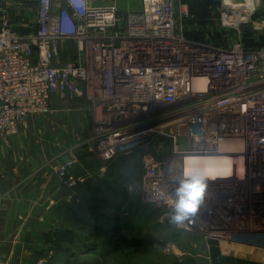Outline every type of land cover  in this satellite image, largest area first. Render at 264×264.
Returning a JSON list of instances; mask_svg holds the SVG:
<instances>
[{"label":"built area","instance_id":"2783aa9c","mask_svg":"<svg viewBox=\"0 0 264 264\" xmlns=\"http://www.w3.org/2000/svg\"><path fill=\"white\" fill-rule=\"evenodd\" d=\"M117 1L0 0V139L54 97L88 102L93 153L106 168L140 161L144 205L209 241L264 238V47L241 32L259 6L222 0L218 24L239 37L221 46L187 36V4L142 0L123 14ZM213 159L229 160L231 176L205 178L198 211L175 223L181 182ZM76 165L58 170L69 189Z\"/></svg>","mask_w":264,"mask_h":264},{"label":"rangeland","instance_id":"374dc122","mask_svg":"<svg viewBox=\"0 0 264 264\" xmlns=\"http://www.w3.org/2000/svg\"><path fill=\"white\" fill-rule=\"evenodd\" d=\"M175 1L177 5L183 3L190 8L191 16L182 21L187 36L221 46L231 38L239 37L234 32L229 39L218 24V8L222 0ZM117 3L123 14L139 12L142 7V0H118ZM17 12H13L15 14L12 16L15 25L21 23V15ZM251 20L250 24L243 26L242 38L250 47H264V0L260 1ZM62 57L65 58L64 55ZM93 124L90 103L54 97L49 113L32 117L16 136L4 138L13 140L21 133L29 132L31 139L25 153H32L31 149L38 143L39 148L52 150L55 162L77 160L81 167L93 153L89 142ZM64 163L57 168V174ZM132 164L133 173L126 164H113L104 172L96 170L94 173L101 177L97 179L94 176L96 180L82 189L80 183L76 188H67L56 174L60 185L75 194L69 203V218L62 225L51 226L43 241L38 240L31 230L40 231L46 226L35 223L18 225L17 229L21 228V231H17L15 237L21 236L20 239L7 241L4 237L0 241V264H264V238L238 237L233 242L209 241L200 235L180 230L165 219L164 210H154L144 205L140 194L142 166L137 160ZM85 167H81L80 172ZM74 174L79 181L80 178ZM35 184L25 179L15 186L23 195V216L29 212L27 207H31V219L42 213L40 207L46 200L45 193L38 192L37 187L42 186ZM13 187L8 186L10 189ZM95 190L109 194L117 193L115 190L121 192L116 197L117 202L111 204L119 208L118 211L100 207L101 213L110 219L102 221L103 226H99L101 219L100 222L97 219L100 215L94 218L91 213V199L95 197ZM10 195L11 192L2 197L4 208L12 205ZM101 227L105 231L111 230L113 234H104ZM20 246L29 248V254L22 258L19 256Z\"/></svg>","mask_w":264,"mask_h":264},{"label":"crops","instance_id":"0c3cea01","mask_svg":"<svg viewBox=\"0 0 264 264\" xmlns=\"http://www.w3.org/2000/svg\"><path fill=\"white\" fill-rule=\"evenodd\" d=\"M67 107L69 108L70 106L67 105ZM30 139L29 132H23L13 140L0 139V241L4 237H6L7 241L20 239L21 236L20 238L19 236L15 237V233L21 231V228L17 229V226L32 223L46 226V230H31V233L36 235L38 240L41 239L43 241L51 226L62 225L69 218V203L74 199L75 196L73 195L75 194L61 186L57 181L58 179L55 178L58 175L57 168L67 159L55 162L52 150L48 151L42 147L39 148L38 143H36L34 149H31L32 153H25V148ZM57 163L59 164L55 166ZM77 166H79L78 163L75 173L80 178V188L91 185L96 180L93 179L94 176L97 179L101 177L94 173L96 170L103 172L106 169V171L109 170L94 153L85 160V164L81 165V167L86 166L82 170L83 172H80L81 167L79 166L80 168L77 169ZM25 179H30L32 183L35 182L36 186H38L37 184L42 186L37 187L38 192L39 194L44 192L46 197L40 207L42 213H39L40 215L34 219L30 217L32 213L31 207H27L29 212L24 213L23 216V204H21L23 195L20 190L15 188L16 185L21 184ZM10 185H14V187L8 188ZM9 192H11L10 200H12V205L4 208L3 203H1L2 197ZM28 250V247L20 246V258L28 255Z\"/></svg>","mask_w":264,"mask_h":264},{"label":"clouds","instance_id":"9594fccd","mask_svg":"<svg viewBox=\"0 0 264 264\" xmlns=\"http://www.w3.org/2000/svg\"><path fill=\"white\" fill-rule=\"evenodd\" d=\"M204 187V177L195 173L190 174L181 182L177 189V200L174 204L175 215L172 217L175 223L184 222L198 211Z\"/></svg>","mask_w":264,"mask_h":264},{"label":"bare ground","instance_id":"6f19581e","mask_svg":"<svg viewBox=\"0 0 264 264\" xmlns=\"http://www.w3.org/2000/svg\"><path fill=\"white\" fill-rule=\"evenodd\" d=\"M240 4L245 11L251 12L256 7L260 6L261 0H228V2ZM197 175H202L205 178H229L232 174L231 162L226 159H213L205 161L196 172Z\"/></svg>","mask_w":264,"mask_h":264},{"label":"trees","instance_id":"16d2710c","mask_svg":"<svg viewBox=\"0 0 264 264\" xmlns=\"http://www.w3.org/2000/svg\"><path fill=\"white\" fill-rule=\"evenodd\" d=\"M132 163H135V160H133L132 158H123L117 164H118V166H119V164H122V166H126V165L129 166L128 170H131L132 173H133L134 167H132L133 166ZM115 192H117V193L109 194V193H106L104 191H96V190L94 192L95 193L94 194L95 197H93L91 199V202H92V205H93L91 213L94 216V218H96L97 215H100V217L97 218V219H99L98 222H100V219H101V222H100L99 226H103L102 225L103 224L102 221H104L106 219L110 220L108 215H106L104 213H101L100 207H105L107 209H112V210H117V211L119 210V208H116V206H112L111 205L112 203L117 202L116 197L118 196V194H121V192L119 190H115ZM101 232H103L104 234H107V235L108 234H110V235L113 234V232L111 230L110 231H105V229L103 227H101Z\"/></svg>","mask_w":264,"mask_h":264}]
</instances>
